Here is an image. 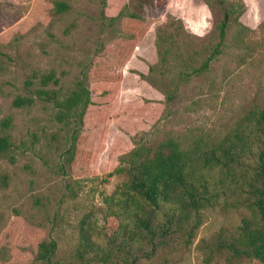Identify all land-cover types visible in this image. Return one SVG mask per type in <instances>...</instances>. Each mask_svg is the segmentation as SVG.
Instances as JSON below:
<instances>
[{
  "label": "rangeland",
  "instance_id": "rangeland-1",
  "mask_svg": "<svg viewBox=\"0 0 264 264\" xmlns=\"http://www.w3.org/2000/svg\"><path fill=\"white\" fill-rule=\"evenodd\" d=\"M229 1L245 5V27L233 24L222 54L208 71L195 74L219 41L225 0H213V8L205 0H148L136 29L132 0H0V121L12 118L5 133L16 148L14 163L0 157V264H38V245L49 239L58 242L61 255L72 250L81 218L125 179L119 170L136 146L167 137L184 148L198 139L216 141L247 110L264 107V0ZM61 3L68 8L58 11ZM49 72L60 81L51 86L64 93L80 79L93 87L121 76L106 127L80 136L93 154L63 170L67 130L54 120V109L12 106ZM27 81L35 85L28 89ZM243 214L206 211L179 264H206L196 244L237 226Z\"/></svg>",
  "mask_w": 264,
  "mask_h": 264
},
{
  "label": "trees",
  "instance_id": "trees-1",
  "mask_svg": "<svg viewBox=\"0 0 264 264\" xmlns=\"http://www.w3.org/2000/svg\"><path fill=\"white\" fill-rule=\"evenodd\" d=\"M225 1L229 6L216 28L219 41L195 74L208 71L222 54L233 24L245 27L240 22L245 5L239 8ZM147 2L132 0L134 29L143 21ZM205 2L214 7L213 0ZM57 7L58 11L68 8L63 3ZM38 79L39 86L34 89L35 82H26L29 94L16 96L12 106L32 108L43 103L54 109V120L67 130L69 145L62 152L63 170L65 164L72 167L93 154L89 146H82L80 136L88 128L106 127L110 119L107 110L120 90L121 76L93 87L80 79L65 93L51 86L60 82L54 72ZM11 126V117L0 121V157L14 163L15 144L5 133ZM119 171L125 179L111 194L103 195L102 206L81 218L72 250L61 255L56 240H44L38 245V264H179L194 246L206 211L212 209L244 214L237 226L222 227L200 239L196 249L203 262L258 260L264 264V107L247 110L216 141L198 139L184 148L175 138L167 137L136 146ZM7 179L2 178L5 184ZM68 189L73 197L77 194L75 185ZM109 225L114 226L111 231Z\"/></svg>",
  "mask_w": 264,
  "mask_h": 264
}]
</instances>
